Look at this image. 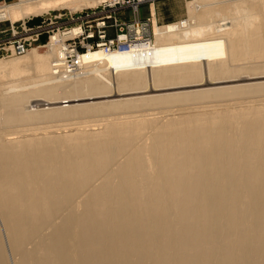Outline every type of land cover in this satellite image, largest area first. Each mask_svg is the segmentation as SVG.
<instances>
[{
    "label": "bare ground",
    "instance_id": "6f19581e",
    "mask_svg": "<svg viewBox=\"0 0 264 264\" xmlns=\"http://www.w3.org/2000/svg\"><path fill=\"white\" fill-rule=\"evenodd\" d=\"M100 1L18 0L0 21ZM185 9L160 25L152 2L147 41L84 52L71 72L54 40L0 58V264H264V102L250 100L264 81L122 97L264 78V0ZM37 97L74 104L26 106Z\"/></svg>",
    "mask_w": 264,
    "mask_h": 264
},
{
    "label": "built area",
    "instance_id": "2783aa9c",
    "mask_svg": "<svg viewBox=\"0 0 264 264\" xmlns=\"http://www.w3.org/2000/svg\"><path fill=\"white\" fill-rule=\"evenodd\" d=\"M156 1L158 0H101L94 9H59L48 13L45 19L47 27L39 28L49 29L48 44L54 40L62 46V53L54 61L56 72L61 68L69 72L78 69L81 55L89 50L100 47L112 50L122 45L128 47L136 44L139 39L147 41L150 38L152 21L151 18L143 19L140 16V6L151 5ZM127 9L131 12L128 19L121 16ZM41 33L33 34L34 37L2 42L0 53L22 55L39 40Z\"/></svg>",
    "mask_w": 264,
    "mask_h": 264
},
{
    "label": "rangeland",
    "instance_id": "374dc122",
    "mask_svg": "<svg viewBox=\"0 0 264 264\" xmlns=\"http://www.w3.org/2000/svg\"><path fill=\"white\" fill-rule=\"evenodd\" d=\"M17 1L18 0H0V4L7 5V4L15 3ZM5 3H7V4H5ZM0 6H2V5H0ZM185 6H186V2H185ZM69 7H71V6H69ZM94 8H95V6L85 7V9H94ZM59 9L58 8L57 9H52L49 12H46L44 14H41V15H38V16H32V17L27 18L25 20H19V21L15 22V23H13V21H11L10 19L4 20V21H0V31H2L0 33V43L11 41L13 39H18V38H21V37H28V36H33L34 37L33 34H36L38 32H42L40 34V36H39V40L37 42H35L33 44V46L30 47L28 50H31L33 48H39V50L42 51V52L46 51L47 50L46 46H47V44L49 42V32H48L49 29L48 28H39V27L40 26L47 27L46 26L47 23H45V19L47 17V13H50L53 10H59ZM61 9H71V8H68V6H65L64 8L62 7ZM74 11H81V9L74 10ZM185 11H186V9L184 10L183 16L181 18H179V19H176V20L171 21V22H158V23L160 25H166V24H169V23H172V22H177V21H180L182 19H185L187 17ZM147 18H151L152 22L150 24H151V28H152V26H153V20H152L153 17H151L150 13H149L148 17H145L143 19H147ZM13 25H15V29H13ZM148 29H149V27H148ZM14 55H17V54H13L11 52H8V53L7 52H2V53H0V58L15 57ZM151 73L152 72H150L148 74V79H149L150 85L152 84V77H153ZM259 81H264V78H256V77H254L253 79H247L245 77V78H242V79H239V80L223 81L222 83H217V84H215L214 82H211V81H210L211 84L207 83V81H204L202 84H199V85H179V86H175V87H170V89H164V88L161 89L160 88V89H154L153 91L151 89H148L147 91H144L142 93H129V94H126V95L124 94L123 96L121 95V96L123 98H126V97H136V96H146V95L177 93V92H184V91H190V90H195V89H203V88H211V87H225V86L246 85V84H251V83L259 82ZM112 96L108 97V98H97V99H93V100L85 99V100L79 101V103H86V102H91V101H100V100H104V99H119V98H122L121 96L120 97L119 96H114V95H112ZM255 98H251L250 100H255L253 103H255L256 101H257L256 103L264 102V101H262V98L264 99V95L258 96L256 99ZM68 100L69 99H66V98L63 97V99L60 98L59 100H56V101L52 102V101H48L47 98L37 97L35 99H32L30 101V103H28L26 106H29V108L35 110V109H43V108H48V107H58V106H66V105L68 106V105L74 104V102H71V101H68ZM244 100H249V99L244 98ZM243 101H242V103H243ZM49 102H50V104H48ZM233 102L234 103L235 102H238V103L240 102L241 103V100L237 101V100L233 99L232 101L228 100V101H222V102H219V103L222 104V106H226L228 103H233ZM159 110H163V109L159 108V109L153 110L151 112H159ZM173 110L175 112L176 111V107H174ZM174 112L170 111L169 113H174ZM136 114H140V113L138 112ZM162 114H165V112L164 113L162 112ZM157 115H161V113L160 114L157 113ZM102 118L103 117H100V116H90V117H84V118H82V120L81 119H79V120L75 119L74 121L73 120L72 121L62 120V121H58V122L57 121H48V122L50 123V125H54V126L58 125V124H61V123L62 124L64 123V124L68 125V123L71 124V122L72 123L81 122L78 125H83V124H85V123H83L85 121H90L88 123L89 124H93V123L98 122V121H92L91 122V120L102 119ZM48 122L37 123V125L36 124H33V125L32 124H27V125H24V126L23 125L22 126H20V125L19 126H14V127H11L12 129L10 128L9 131L10 130L12 131V130H15V129L20 130L21 128L23 129L24 127L25 128L26 127L30 128V127H33L34 125H35L34 127L37 129V127H41L43 125H44L43 127H45V126L49 125ZM73 126H77V124H73ZM43 127H41V128H43ZM6 130H8V128ZM39 131H42V130L40 129Z\"/></svg>",
    "mask_w": 264,
    "mask_h": 264
},
{
    "label": "crops",
    "instance_id": "0c3cea01",
    "mask_svg": "<svg viewBox=\"0 0 264 264\" xmlns=\"http://www.w3.org/2000/svg\"><path fill=\"white\" fill-rule=\"evenodd\" d=\"M186 0H158L155 2L156 15L158 22H171L183 16ZM151 5L143 4L140 6V16L148 17ZM125 14V15H124ZM130 10H125L121 16L127 19L130 17ZM112 34L114 32L112 31Z\"/></svg>",
    "mask_w": 264,
    "mask_h": 264
}]
</instances>
